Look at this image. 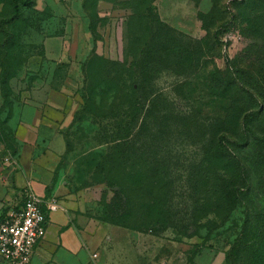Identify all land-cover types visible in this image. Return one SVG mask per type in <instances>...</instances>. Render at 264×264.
Here are the masks:
<instances>
[{"label": "rangeland", "instance_id": "obj_1", "mask_svg": "<svg viewBox=\"0 0 264 264\" xmlns=\"http://www.w3.org/2000/svg\"><path fill=\"white\" fill-rule=\"evenodd\" d=\"M18 4L0 0V215L24 165L23 192L139 264H264V0ZM41 248L29 264H54Z\"/></svg>", "mask_w": 264, "mask_h": 264}, {"label": "crops", "instance_id": "obj_2", "mask_svg": "<svg viewBox=\"0 0 264 264\" xmlns=\"http://www.w3.org/2000/svg\"><path fill=\"white\" fill-rule=\"evenodd\" d=\"M45 43L46 51L49 54L57 55L59 52V49L57 48V37H48ZM46 143L51 149H53V151H59L63 146L61 138H59L58 134L54 131L51 132ZM25 146L26 145L23 144L20 147L21 153ZM35 160L38 161L39 158L36 157ZM15 164V166L18 165L17 161ZM30 166L32 167L31 170H33V175L35 174L36 168L32 163ZM5 167L6 166L3 167L4 169L2 170L1 175L7 180H13L18 188L21 187L16 190L18 192V197L12 204L15 205L20 201L23 194L22 186L25 181V174L22 171L24 165L22 166V170L19 169L14 171L10 166H7L8 168L6 169ZM30 181L33 191L43 195V193L40 192V187L37 183L32 179ZM64 203L65 202H63V204ZM88 222H90V220L86 219L84 215L75 214V212L67 207L58 204L56 209L50 210L46 213L45 232L40 241L35 245L30 261L33 256L42 249V246L51 243L56 245L57 249L53 258L55 262L54 264H139L138 256L131 248L132 242H129L130 246H128L126 240L114 238L110 233V226L108 225L100 234L96 231L93 235L87 233L86 227ZM60 250L66 252V255L68 256L66 261L59 255ZM89 251H97L98 255L95 253V257L91 256V253L94 252Z\"/></svg>", "mask_w": 264, "mask_h": 264}, {"label": "built area", "instance_id": "obj_3", "mask_svg": "<svg viewBox=\"0 0 264 264\" xmlns=\"http://www.w3.org/2000/svg\"><path fill=\"white\" fill-rule=\"evenodd\" d=\"M4 160L6 164L16 163L12 157ZM57 207L54 199L26 188L20 201L0 215V263L28 264L44 235L46 213Z\"/></svg>", "mask_w": 264, "mask_h": 264}, {"label": "trees", "instance_id": "obj_4", "mask_svg": "<svg viewBox=\"0 0 264 264\" xmlns=\"http://www.w3.org/2000/svg\"><path fill=\"white\" fill-rule=\"evenodd\" d=\"M29 0H11L12 2V11H11V17L17 15L19 11V4L18 2L22 4H27Z\"/></svg>", "mask_w": 264, "mask_h": 264}]
</instances>
